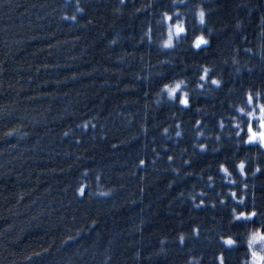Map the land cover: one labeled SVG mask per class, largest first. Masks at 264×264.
<instances>
[{
    "label": "trees",
    "instance_id": "16d2710c",
    "mask_svg": "<svg viewBox=\"0 0 264 264\" xmlns=\"http://www.w3.org/2000/svg\"><path fill=\"white\" fill-rule=\"evenodd\" d=\"M152 2L0 0V264L246 261V230L264 223L231 208L264 212V150L235 144L236 108L264 102V0ZM174 22L185 31L165 47Z\"/></svg>",
    "mask_w": 264,
    "mask_h": 264
},
{
    "label": "snow or ice",
    "instance_id": "6c2138e0",
    "mask_svg": "<svg viewBox=\"0 0 264 264\" xmlns=\"http://www.w3.org/2000/svg\"><path fill=\"white\" fill-rule=\"evenodd\" d=\"M162 2H163V0H162ZM177 4H180V5L184 6L185 11L187 10V6L184 5V0H171V5H170L169 7H175ZM149 6H151V7H157V9H159L160 7H162L160 3H157V0H153L152 4L149 5ZM197 17H198V19H199V21H200L201 24H203V23L205 22V13H204V12H203V13H197ZM169 19H170V16H169L168 12L165 11V12L163 13V15L160 17V19L156 21V23L159 24V23L161 22V20H163V21H168ZM174 26H175V25H174ZM174 26H173V27H174ZM193 26H195V25H193ZM184 31H185L184 27L181 26V31L178 32L177 34L182 33V32H184ZM208 31H212V29L209 28ZM169 32H170V33L172 32L171 28H170ZM177 38L179 39V36H177ZM141 39H144V36H143V35L141 36ZM149 39H151V37H149ZM207 43H208V41H207L206 39H203V38H201V39L199 40V42H196V41L193 42L194 46H195L197 49H199L201 45H206ZM171 45H172V40H171L170 42H167V43L164 44L165 47H171ZM249 51H250V49H249ZM237 71H239V69H237ZM208 74H209V73H208V69L205 68L204 71L199 75V80H200V81H204L206 75H208ZM182 82H183V81H181V83H182ZM211 85H217V86H219V85H221V81L218 80V79H216V78H213V79H211ZM179 86H180L179 83H177V84H175L174 87H175V89H177V88H179ZM168 87H169V85H168L167 83H164V84H163V88L168 89ZM198 87H200L201 89H203V88H204V85H198ZM175 92H176V90H175L174 92L171 93V96H170V97H172L173 94H174ZM201 94H204V93L202 92ZM181 95H184V99H183L182 102H181V100H180ZM190 103H191V101H190V99L185 95V93H184V92H180V94H179V96H178V104H179V105H182V106H184V107H188V106L190 105ZM247 103H248L249 105H252V104L254 103V98H253L252 95H248V97H247ZM232 106H233V107H236L235 104H232ZM260 108H261L262 110H264V105H260ZM196 111H199V109H197ZM236 111H238V112H240V113H243V114L245 115V113H244V109L241 108V107H237V108H236ZM233 119H235V117H233ZM254 123H255V122L252 121L251 118H249V119L246 121V133H248L249 131L254 130ZM196 124H197V125L201 124V121H200V120H197V121H196ZM220 127H222V128L224 127V122H223V121L220 122ZM237 127H239V125H237ZM165 131H167V129H165ZM176 135H177V136H180L181 133H180L179 131H177V132H176ZM196 135H199V133H196ZM228 135L231 136V133H228ZM235 136L237 137V139L235 140V144H236V145H239V144H241V143H243V144H258V148H259L260 150H264V143H258V142L255 141V140H249V139H247V138H246V137H247V134L244 135V133H243L242 131H236V132H235ZM220 139H221L220 136H217V137H216V141H217V142H219ZM218 146H220V145H218ZM199 148H200V149H204V148H205V144H204V143H200V144H199ZM213 150H214V149H213ZM235 151H236V150L234 149L233 154H235ZM260 155H264V151H261V152H260ZM168 159H169V160H172L173 157H172V156H169ZM184 163H185V164H188L189 161L186 160V161H184ZM253 163L255 164V160H253ZM140 164H141V165L145 164V161H144V160H141V161H140ZM218 167H219V171L224 172V173H226V174H230V173H229V169L226 167L225 163H223V162L219 163ZM234 167H235L236 170H238V173H239V176H240V177H244L246 174H248V170L246 169V163H244V162H241V163H239V164H238V163H235V164H234ZM261 171H264V167H262L261 165H256L255 167L251 168V174H252L253 176H254L257 172H261ZM211 179H212V178L209 177V180H211ZM229 183L232 184V183H234V182H233V181H229ZM241 188H242V189H243V188H247V184H246V182L241 181ZM77 191L79 192L80 195H83V194H84V193H83V186H81V188L78 189ZM202 195H204V194L202 193ZM237 195H238V193H237L236 191H232V193H231V198H232V200H237ZM219 202H220V203H223V202H224V198L221 197L220 200H219ZM244 202H245V196H244L243 194H239L238 203H239L240 205H243ZM204 204H205V200L201 199V200L199 201V205H197V206H202V205H204ZM252 205H253V209H254V208H255V199H253V201H252ZM231 213H232V217H231L232 220L240 221L241 219H243L245 222H247V221H249L250 219H253V218H255V217H257V216L259 215V216L262 217L261 222L264 223V212H260V213H258V212L255 211V210H251V212H249L248 215H243V214H241V213L239 212V210H238L236 207H232V208H231ZM192 231L195 233V232H196V229L193 228ZM220 239H222V240H223V243H224L225 245H228V246H231V245H233V244L235 243V241H234L230 236H223V235H222V236L220 237ZM182 242H183V238H181V243H182ZM217 259L220 261V264H224V259H223V256H222V255H221V256H218Z\"/></svg>",
    "mask_w": 264,
    "mask_h": 264
},
{
    "label": "clouds",
    "instance_id": "9594fccd",
    "mask_svg": "<svg viewBox=\"0 0 264 264\" xmlns=\"http://www.w3.org/2000/svg\"><path fill=\"white\" fill-rule=\"evenodd\" d=\"M197 13H203V11H198ZM181 31V26L179 23L174 26V32L178 33ZM205 37L203 35H196L195 41L199 42V40ZM173 39V31L168 32L167 38L162 41L164 45L167 42H170ZM175 87H168L167 95L170 97L171 93L174 92ZM184 99V95H181V102ZM256 104L257 110H247L246 107L241 106L244 109L246 121L251 118L252 121L257 125L254 130L249 131L247 133V139L255 140L258 143H264V110L260 108V105H264L262 101H254ZM248 104V103H247ZM249 105V104H248ZM246 121L244 122L246 124ZM254 159V157H253ZM244 162L245 159L241 158L238 160V164ZM239 212L243 215H248L251 210H239ZM254 245H258L254 247ZM246 247H247V256L246 261H242V264H264V228L259 225H251L249 229L246 230Z\"/></svg>",
    "mask_w": 264,
    "mask_h": 264
},
{
    "label": "rangeland",
    "instance_id": "374dc122",
    "mask_svg": "<svg viewBox=\"0 0 264 264\" xmlns=\"http://www.w3.org/2000/svg\"><path fill=\"white\" fill-rule=\"evenodd\" d=\"M169 26H168V32H169V30H170V28H171V30L173 31V37H175V35H177V33H175L174 32V25H177V23L176 22H174V23H170V24H168ZM168 35V34H167Z\"/></svg>",
    "mask_w": 264,
    "mask_h": 264
}]
</instances>
